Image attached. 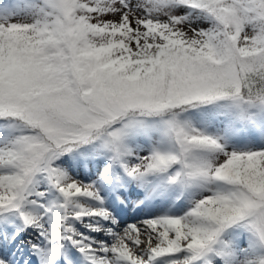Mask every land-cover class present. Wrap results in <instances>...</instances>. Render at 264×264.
<instances>
[{"label": "snow or ice", "instance_id": "1", "mask_svg": "<svg viewBox=\"0 0 264 264\" xmlns=\"http://www.w3.org/2000/svg\"><path fill=\"white\" fill-rule=\"evenodd\" d=\"M0 264H264V0H0Z\"/></svg>", "mask_w": 264, "mask_h": 264}]
</instances>
